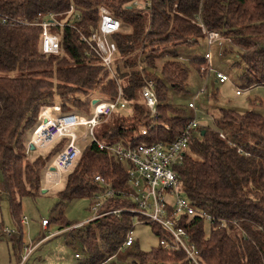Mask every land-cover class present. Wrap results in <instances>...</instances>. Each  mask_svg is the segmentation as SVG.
<instances>
[{"label":"trees","instance_id":"16d2710c","mask_svg":"<svg viewBox=\"0 0 264 264\" xmlns=\"http://www.w3.org/2000/svg\"><path fill=\"white\" fill-rule=\"evenodd\" d=\"M72 4L81 19L66 18L74 19L73 24L85 32L97 28L102 5L122 21V29L113 35L118 47L116 77L89 54L74 26H51L60 37V53L41 51L38 22L50 12L64 19ZM4 17L25 23H3ZM198 18L230 40L224 52L235 50L244 62L246 87L264 85V0H0V173L5 198L19 225L22 198L40 192L45 171L42 159H29L26 149L39 123L40 107L55 104L56 97L62 112L90 115L94 95L114 99L120 83L131 111L119 109L100 122L94 129L100 141L169 143L182 134L190 116L168 94L187 90L189 68L177 47L205 38ZM190 61L200 69L204 58ZM149 79L158 88L156 117L142 95ZM215 124L198 126L183 163L175 168L183 194L214 216L210 233L205 227L208 221L199 214L184 215L181 225L197 245L203 264H264V115L224 108ZM143 129L148 130L146 135ZM66 142L63 138L53 154ZM80 144L82 152L67 174L66 187L57 193L58 205L79 196L89 197L93 205L97 193L111 188L114 195L104 200L101 213L135 207L131 164L100 149L90 138ZM91 172L102 174L105 182L88 179ZM131 217L127 211L111 213L79 226L77 236L89 253L87 264H121L108 258L125 240ZM57 221L60 230L79 224L64 216ZM152 226L159 239L167 237L160 225ZM129 255L134 259L128 264H190L185 251L165 250L160 243Z\"/></svg>","mask_w":264,"mask_h":264},{"label":"built area","instance_id":"2783aa9c","mask_svg":"<svg viewBox=\"0 0 264 264\" xmlns=\"http://www.w3.org/2000/svg\"><path fill=\"white\" fill-rule=\"evenodd\" d=\"M98 10L99 21L97 28L89 32H85L73 24L74 19L68 20L66 18L71 16L77 20L81 19L80 13L73 4L64 13L65 16L62 20L58 19L59 14L56 13L50 12L42 16V20L38 22L42 27L41 51L44 54L60 53V37L57 33L50 30L51 26H74L80 33L82 41L88 46L89 54L97 56L110 75L116 77L115 60L118 47L113 40V35L122 29V21L104 5L100 6ZM198 21L205 34L206 44L209 48L205 57H203L205 64L200 67V72L208 78L210 71L213 70L211 47L214 44L219 46H223L224 43L229 44L230 40L224 37L220 31L208 29L201 21V18H198ZM2 22L25 23L24 20H15L11 17H4ZM216 74L219 82H226L229 79L226 74L220 71H217ZM157 91V84L153 79H149L142 87V95L153 117L158 114ZM202 91H206V88H202L200 92ZM237 93H241L240 90ZM197 96L198 94L193 99ZM93 104V110H91L90 115L78 112H62L60 104H44L40 107L39 123L33 130L29 145L32 143L37 149H45L52 146L59 139L67 138L64 148L55 156L52 164L47 167L44 182L51 186L61 184L65 175L72 171L82 152L80 142L88 138L96 141L100 149L111 151L119 159L128 161L131 164L129 168V184L134 191L132 198L136 206L112 209L101 213V207L105 201L114 195V191L111 188H107L104 193L99 192L94 196L96 199L92 207L94 214L90 219L91 221L111 213L121 214L123 211H127L132 215L130 228L126 232L125 240L118 247L117 254L126 251L135 244L136 240L132 234V229L135 226L156 223L167 234V237H161L159 241L165 250H183L190 264H203L199 257L197 245L192 242L189 231L181 225V220L187 214L202 215L207 221H213L214 216L197 208L183 194L179 174L175 169L183 163L190 143L197 136L196 129L200 124L194 102L189 103L192 115L181 135L169 143L158 140L150 144L144 142L123 143L120 141L107 143L100 141L94 133L95 127L100 122L109 118L115 111L130 105V100L125 97L120 83H118V93L114 99L98 98L96 103ZM147 133V129L142 130V135ZM221 136L225 137V134L221 133ZM239 150L242 151V149ZM89 177L98 183L105 182L103 175L100 173H92ZM3 189L0 187V194L4 193ZM26 221L27 217L24 216L22 222ZM48 224H50L48 219L42 220L44 227ZM81 225L82 223H79L61 231L71 232L75 227ZM33 248L34 246L30 248V251ZM113 258L115 256L109 257L108 260Z\"/></svg>","mask_w":264,"mask_h":264},{"label":"rangeland","instance_id":"374dc122","mask_svg":"<svg viewBox=\"0 0 264 264\" xmlns=\"http://www.w3.org/2000/svg\"><path fill=\"white\" fill-rule=\"evenodd\" d=\"M226 47H229L228 43H224L223 46L214 44L211 47L213 70L210 71L208 78L202 75L200 69L192 65L190 61L205 57L209 50L205 38L200 37L194 44H183L177 47L180 54L179 58L189 68L188 84L186 92H170L168 94L169 100L184 110L186 116L192 115L189 103L194 102L198 112L199 124L204 126H215L216 119L219 117L221 109L224 108L239 112L255 110L264 115V85L246 87L247 82L242 77L245 64L235 50L224 52ZM204 64L205 61L202 65ZM217 71L226 74L229 79L226 82H219ZM202 88H206V91L200 92ZM238 90L241 93L238 94ZM197 94L198 96L193 99ZM94 96L95 99H103L99 94ZM59 99L56 97L54 103L60 104ZM93 106L92 102L90 113ZM130 111V108H125L123 112L128 114ZM61 140L59 139L45 149H32L30 145L26 149L29 159L32 160L39 156L45 163L40 192L35 197L26 196L22 198L21 218L26 216V222L19 225L12 216L9 202L4 193L0 194V264H87L89 253L84 242L77 236L81 227H75L71 232L61 231L57 218L64 216L65 220L84 223L83 225L86 227L94 214L91 199L87 196H79L58 205L57 193L65 189L68 175H65L61 184L52 188H49V186L51 187L50 184L44 182L47 167L52 164L56 155L52 151ZM92 173L96 172H91L89 175ZM89 175L88 179H90ZM3 183L0 173V187L2 189ZM43 219H48L50 224L44 227L42 225ZM20 226L22 231L19 229ZM205 227L207 234H209V221ZM132 234L138 246L136 248L132 246L119 254L116 253L115 258L121 264H128L133 261L134 257L129 255L131 251L136 249L148 251L157 246L160 241L151 223L135 226L132 229ZM48 235L49 237H47ZM32 246L34 248L30 251ZM77 254L78 256H76Z\"/></svg>","mask_w":264,"mask_h":264},{"label":"water","instance_id":"95a60500","mask_svg":"<svg viewBox=\"0 0 264 264\" xmlns=\"http://www.w3.org/2000/svg\"><path fill=\"white\" fill-rule=\"evenodd\" d=\"M97 100H98V99H95V100L93 101V103H96ZM30 147H31L32 149L35 148V146H34L32 143H30ZM51 168H53V167H51ZM43 192H44V191H43Z\"/></svg>","mask_w":264,"mask_h":264},{"label":"crops","instance_id":"0c3cea01","mask_svg":"<svg viewBox=\"0 0 264 264\" xmlns=\"http://www.w3.org/2000/svg\"><path fill=\"white\" fill-rule=\"evenodd\" d=\"M252 86H253V85H252ZM256 100H257V99H256ZM259 103H260V102H259ZM48 186H49V185H48ZM52 187H54V186H51V187L49 186V188H52ZM49 188H47V190H49ZM48 225H49V224H48ZM43 229H44V227H43Z\"/></svg>","mask_w":264,"mask_h":264}]
</instances>
